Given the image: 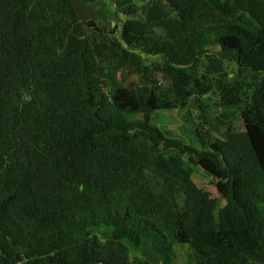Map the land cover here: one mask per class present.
I'll list each match as a JSON object with an SVG mask.
<instances>
[{"label":"trees","instance_id":"trees-1","mask_svg":"<svg viewBox=\"0 0 264 264\" xmlns=\"http://www.w3.org/2000/svg\"><path fill=\"white\" fill-rule=\"evenodd\" d=\"M109 1L87 35L74 0H0V264H264V0ZM214 88L240 129L159 126Z\"/></svg>","mask_w":264,"mask_h":264},{"label":"rangeland","instance_id":"rangeland-1","mask_svg":"<svg viewBox=\"0 0 264 264\" xmlns=\"http://www.w3.org/2000/svg\"><path fill=\"white\" fill-rule=\"evenodd\" d=\"M74 2L76 3L75 13L65 16L63 19L70 26H81L87 35H94L96 31L117 34V25L120 24V20L123 21L126 18L123 14L114 16V7L111 6L109 0H74ZM89 6H93L91 12L88 9ZM100 7H104V9L110 8L111 13L100 18L94 13ZM207 50L208 53L220 56V50L216 46H210ZM160 61V57L152 56L148 59L147 63L157 64ZM229 69H232V66H229ZM228 75L230 77L233 76L230 71ZM211 76L215 77V75ZM117 78H120L123 83L126 82L127 85H140L139 77L129 68L120 71L117 74ZM161 85L166 86L167 82L163 80L161 81ZM154 116H158L159 126L162 129L171 131V135L182 138L187 144L198 146L199 143L194 138V130H201L203 127L208 131L207 123L216 126L217 132L209 129V133L216 135L219 132L225 131V126L228 122H231L232 127L235 126L236 129H240L241 127L237 111L221 105L219 92L215 88L205 95H197L195 93L187 102L185 108L158 110L154 113ZM205 130H202L200 133ZM167 153L174 154L175 149L169 148ZM187 165L191 167L194 182L203 190L204 194L207 197H218L215 178L198 165H193L190 162ZM176 252L177 264H193L187 256V253L191 252L188 246H179L176 248Z\"/></svg>","mask_w":264,"mask_h":264},{"label":"water","instance_id":"water-1","mask_svg":"<svg viewBox=\"0 0 264 264\" xmlns=\"http://www.w3.org/2000/svg\"><path fill=\"white\" fill-rule=\"evenodd\" d=\"M154 30L156 31V33H157L158 35H164V34H165V29H164L163 27L156 26V27L154 28ZM141 56L143 57L144 54L141 53Z\"/></svg>","mask_w":264,"mask_h":264}]
</instances>
